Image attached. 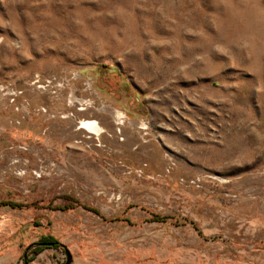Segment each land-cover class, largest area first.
I'll return each mask as SVG.
<instances>
[{"label":"rangeland","instance_id":"374dc122","mask_svg":"<svg viewBox=\"0 0 264 264\" xmlns=\"http://www.w3.org/2000/svg\"><path fill=\"white\" fill-rule=\"evenodd\" d=\"M67 252L264 264V0H0V264Z\"/></svg>","mask_w":264,"mask_h":264},{"label":"bare ground","instance_id":"6f19581e","mask_svg":"<svg viewBox=\"0 0 264 264\" xmlns=\"http://www.w3.org/2000/svg\"><path fill=\"white\" fill-rule=\"evenodd\" d=\"M118 114V116L119 117H121V114L122 113H117ZM118 118V117H117ZM83 124V126H86V127H88L90 130H92V131H97L98 130V127H97V125L95 124V122H83L82 123Z\"/></svg>","mask_w":264,"mask_h":264},{"label":"trees","instance_id":"16d2710c","mask_svg":"<svg viewBox=\"0 0 264 264\" xmlns=\"http://www.w3.org/2000/svg\"><path fill=\"white\" fill-rule=\"evenodd\" d=\"M43 242L53 243L54 246H61V244L53 237H45L42 239Z\"/></svg>","mask_w":264,"mask_h":264},{"label":"water","instance_id":"95a60500","mask_svg":"<svg viewBox=\"0 0 264 264\" xmlns=\"http://www.w3.org/2000/svg\"><path fill=\"white\" fill-rule=\"evenodd\" d=\"M71 262H72V257L70 255V253L67 252V261H66V264H71Z\"/></svg>","mask_w":264,"mask_h":264}]
</instances>
